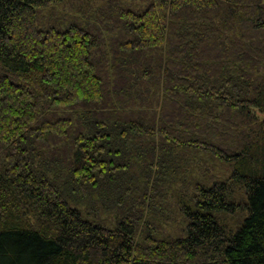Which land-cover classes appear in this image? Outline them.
<instances>
[{
  "label": "trees",
  "instance_id": "16d2710c",
  "mask_svg": "<svg viewBox=\"0 0 264 264\" xmlns=\"http://www.w3.org/2000/svg\"><path fill=\"white\" fill-rule=\"evenodd\" d=\"M0 264H264V0H0Z\"/></svg>",
  "mask_w": 264,
  "mask_h": 264
},
{
  "label": "rangeland",
  "instance_id": "374dc122",
  "mask_svg": "<svg viewBox=\"0 0 264 264\" xmlns=\"http://www.w3.org/2000/svg\"><path fill=\"white\" fill-rule=\"evenodd\" d=\"M260 115V118H262L263 117V115H261V114H259ZM168 218H172L170 221H168L167 223H165L164 224V226H165V228H168V226L169 227H171V226H173L172 227V229L170 230V231H174L175 232V229H177V228H179L178 226H179V222H178V219H179V215H177L176 213H173V214H171V216H168ZM175 219V223L174 222H171L172 220H174ZM240 219H241V216L239 215L238 216V218H237V221L236 222H239L240 221ZM173 232V233H174Z\"/></svg>",
  "mask_w": 264,
  "mask_h": 264
}]
</instances>
